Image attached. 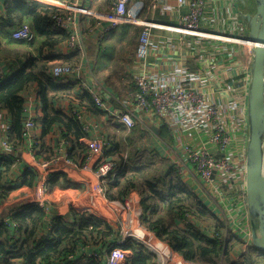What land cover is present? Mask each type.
I'll list each match as a JSON object with an SVG mask.
<instances>
[{"label": "built area", "instance_id": "2783aa9c", "mask_svg": "<svg viewBox=\"0 0 264 264\" xmlns=\"http://www.w3.org/2000/svg\"><path fill=\"white\" fill-rule=\"evenodd\" d=\"M62 11L53 17L57 37L66 36L70 56L85 55L87 41L93 37L102 44L107 33L122 26H141L133 71L127 74L128 83L135 90L133 99L114 98L96 78L82 79L79 65L56 64L49 74L60 84H72L82 98H88L102 112L107 122L117 129L131 133L137 126L154 139V146L145 143L173 168L191 191L208 202V209L226 226V233L239 240L246 248L252 247V226L247 203L246 156L249 138L248 86L251 75L252 50L256 44L248 40L249 30L241 19L242 11L237 0H151L147 9L151 21L139 18L131 0H112L110 8L95 11L83 5L63 0H47ZM187 6V8L185 7ZM186 8V10H183ZM173 18L175 24L160 23L155 17ZM167 32L172 36L170 58L151 61L154 32ZM247 31V36H242ZM97 35L94 37L92 34ZM11 39L33 43L36 34L31 26L24 24L11 31ZM246 50V56L243 54ZM190 59L195 69L189 68ZM3 77L0 75V81ZM247 83L246 89L238 83ZM113 99V103L106 99ZM115 104L116 106H114ZM26 105L24 111H27ZM0 110V164L9 162L17 147L10 142L14 123L12 116ZM80 112V111H79ZM75 111V122L80 124L85 136L78 139L86 145L79 165L92 170L104 191L106 184L114 179L130 161L127 157L112 160L114 148L108 139L90 140L91 132L84 115ZM4 115V116H3ZM37 119L29 118L22 123L19 135L24 141L39 146L35 135ZM166 129L168 138L160 132ZM87 142H86V141ZM145 142V141H144ZM37 149V146L35 147ZM72 145L63 138L60 152L68 160ZM75 152V151H74ZM70 158V157H69ZM33 160L27 171L40 167L48 179L51 163ZM36 163L38 165H36ZM33 166V167H32ZM46 214L49 230L52 227L51 207L38 203ZM183 226L192 223L193 215L183 212L179 217ZM8 226L18 227L7 218ZM206 233L218 238L213 228ZM128 238L117 245L111 244L104 253L85 254L76 252L67 256V264H79L93 258L104 264H126L131 252L124 249ZM79 262V263H78ZM173 264V263H171Z\"/></svg>", "mask_w": 264, "mask_h": 264}, {"label": "trees", "instance_id": "16d2710c", "mask_svg": "<svg viewBox=\"0 0 264 264\" xmlns=\"http://www.w3.org/2000/svg\"><path fill=\"white\" fill-rule=\"evenodd\" d=\"M146 5L149 4L146 3ZM57 14H62V11L50 5L30 0H6L5 14L0 15V38L4 30H13L28 24L36 36L42 39L41 50L44 47H53L67 38L66 36L57 37L58 33L53 20ZM131 29H134L133 33L128 34L130 29H127V35L123 38L127 42L118 49V52L126 49H132L135 52L137 49L138 35L141 30L138 27ZM108 50L113 56V47L110 46ZM25 52L27 50H0V60L19 57ZM28 59V63L13 78L0 84V110L7 109L11 113L12 123L15 124L17 134L20 135L24 104L22 92L29 84L38 83L39 96L45 114L44 132L46 133L54 125L64 127V137L73 147V150L69 152V157L77 161L79 156H74V151L77 149L78 139L84 137L85 133L80 124L63 115L54 106V99H61L60 90H63V87L57 85L50 77L51 64L42 55L36 57L30 55ZM119 61L115 65L114 62H103L105 65L113 64L107 67L104 76L101 75L104 68L97 70V78L104 80L107 86L112 88L117 86L115 79L122 71ZM90 102L92 103L91 100ZM91 103H89V108L96 115L103 117L102 112ZM107 123L112 128L110 133L112 135L110 141L114 148L110 155L113 157L112 160H124L126 156L123 154L124 144L131 143V149L127 155L129 165L126 169H121L118 175L106 184L107 197L110 200L124 202L132 190H138L143 199L145 228L188 261L200 264H219L218 258L223 256V264H238L239 262L241 264H264V252H260L258 260H254L246 252L238 261H232L231 255L234 249L232 250L231 243L240 244L239 240L226 233V226L204 205L199 196L183 183L173 168H167L166 163L159 159L154 150L143 149L144 137L140 139L137 137L140 126H137L131 133H126L123 128L117 133L112 123ZM143 132L146 133L144 130ZM146 134L149 136L148 133ZM160 134L168 138L166 129H163ZM86 150L84 149V153ZM9 162L0 164V202L6 199L11 192L2 184L1 174L2 170L9 166ZM28 176L26 173L24 183L30 185L32 182L27 181ZM63 178H65L63 175L52 178L50 185L58 183L57 181ZM65 184L68 188H75L69 182ZM183 212H189L194 219L208 222V228H213L218 238L209 236L193 223L183 228L178 227L177 221ZM9 217L12 222L17 223L18 227L12 229L4 219L0 222V264H67V256L76 253L78 243H84L90 239L89 242H94L95 245L106 246L102 242L103 239L114 233V230L104 220L92 218L87 212L73 211L72 221L62 218L52 219V227L49 233L45 234L44 227L49 223L46 214L38 204L21 207ZM42 233H44L43 238H41ZM127 243L124 249L130 251L132 255L127 259L126 264H155L153 252L131 240ZM79 264H104V260L93 258Z\"/></svg>", "mask_w": 264, "mask_h": 264}, {"label": "crops", "instance_id": "0c3cea01", "mask_svg": "<svg viewBox=\"0 0 264 264\" xmlns=\"http://www.w3.org/2000/svg\"><path fill=\"white\" fill-rule=\"evenodd\" d=\"M34 2H38L43 5L52 6L56 2L54 1H43V0H30ZM43 1V3L41 2ZM68 3L83 5L87 8H91L95 11H103L110 8L112 4V0H63ZM151 0H139L137 2H132L134 12L137 14L139 12V18L143 21H151V17L147 11ZM5 3L6 0H0V15L5 14ZM149 4L148 6L146 5ZM170 5L175 7V0H170ZM237 6L240 10L241 5L237 0ZM187 8V6H185ZM184 8L183 10H186ZM244 11V10H242ZM245 12V11H244ZM249 12V11H247ZM155 20L160 23L165 24H175L173 18L167 17H159L156 16ZM137 29L141 26H122L110 33L106 34L105 41L102 44H98L96 39L93 37L89 38L87 41V50L85 55L80 54L77 56H70L69 49L67 46V42L65 38L63 41L57 43L53 47H44L41 50L42 39H39L36 36V39L33 43H23L17 42L11 39V31L12 30H4L1 32L0 38V50H24L27 52L21 54L19 57L7 58L0 60V75L3 77L1 83H5L13 78L18 71L25 66L29 59L28 56L42 55L45 60H48L51 64V68L56 64H65L71 63L75 65H79L82 68V79L91 80V76L100 81L109 93H106L108 96H113L114 98H120L121 100L125 99H133L135 90L133 86L129 85L127 74L129 71H133L134 68L131 67L132 62L135 59V52L131 50H124L123 52H118V49L125 45L127 41L123 40L124 36L133 33L131 28ZM139 34V32H138ZM94 37V33L92 34ZM172 36L176 37V35H172L167 32H154L153 37V48L151 54V62L154 64L156 60H160L163 58H170L168 54H172L171 44H172ZM140 34L138 35L139 42ZM113 47V56H111V51L108 48ZM117 49V50H115ZM112 50V51H113ZM41 51V52H40ZM244 56H246L247 51H242ZM120 63L122 71L119 76L115 79L116 85L115 87H109L105 83L104 80L98 79L96 74L98 69H103L101 75L104 76V71L109 68L110 65H115L116 62ZM129 60L132 61L131 64ZM105 61L114 62L113 64L107 63L106 65L103 63ZM194 60L190 59L189 68L195 69ZM156 67V64L152 66V68ZM50 75V74H49ZM51 77V76H50ZM57 85H61L63 90H60L61 99H54V106L58 109L63 115L68 118L75 119L74 113L75 111H80L79 113L84 115L86 122L89 124L91 132L89 133L90 140L94 139H108L112 137L111 130L107 123V119L104 117H100L96 115L90 108L89 103L90 100L88 98H82L80 92L74 85L72 84H60L55 81ZM242 89H246L247 83H238V87ZM118 87V88H117ZM26 94L24 97L23 104V123L29 118L37 119V127L34 132L39 141V148L36 144H31L28 141H24L17 134L15 129V124L12 133L9 135L10 142L14 144L17 149L13 153V158L11 162H9V166L5 167L2 170V184L11 190L9 196L0 202V222L2 219L6 220L11 216L15 211L30 204H40L46 203L51 207V216L50 219H59L62 218L66 221H72V213L73 211L78 212H87L92 218H98L106 221L108 225L114 230V233L103 239V243L105 245H95L94 242H80L75 250V252H83L85 254H89L92 252H96L99 254L104 253V249L108 248L111 244L117 245V242L122 238H131L137 237V234L142 238L148 240L151 244L150 248L154 250V262L155 264H200L197 262H191L185 259V257L177 254L172 247H170L167 243L160 240L154 233L158 240L151 234H145L141 230V224L145 228L143 223V218L145 216V210L143 208V199L138 190H132L127 197L124 199V202L118 200H110L107 197L106 187L104 191L99 188V180L95 173L92 170H84L79 165L80 160L84 154V149H86V145L82 144L84 142H78L77 149L74 152V156H79L78 160H74L68 157L64 159L61 155L63 153L60 152V147L63 145L64 131L65 128L60 125H54L50 130L46 133L44 132V110L41 102V98L39 96V85L36 82L29 84L24 92ZM106 96V99L113 103V99L111 97ZM92 104V103H91ZM28 106L27 111H24L25 106ZM93 105V104H92ZM116 106L115 104H113ZM2 114L7 115L11 113L7 109H2ZM3 115V116H4ZM12 116V115H11ZM75 121V120H74ZM141 128V127H140ZM139 128V129H140ZM115 129V130H114ZM114 131L119 133L121 129H116L114 127ZM127 133V131L125 130ZM167 132V130H166ZM168 135V132H167ZM138 139L140 137H144L143 140L145 142L142 144L143 149H148L147 151H152V149L145 147L146 144H150V147L154 146V139L150 138L146 133L143 132L142 129L137 134ZM167 139V137H164ZM86 141V140H85ZM139 141V140H138ZM87 142V141H86ZM37 146V149L35 147ZM129 146L127 145V148ZM121 149V147H119ZM123 150V149H122ZM123 152H126V145ZM156 153V152H155ZM127 157V155L125 156ZM37 160L39 162H49L51 163V171H54L49 174L48 179L45 178L46 173L40 168L35 166L33 167L34 172L27 171L28 164H33V160ZM36 163V165H38ZM28 173V182H32L30 185L25 184V175ZM58 175H63L65 178L59 179L54 185H50L52 182V178L57 177ZM69 182L75 188H68L65 183ZM204 205L208 208V202L204 197H199ZM216 216V215H215ZM217 217V216H216ZM200 221V222H199ZM193 224L199 226L202 230L206 232V228L209 226L208 223L203 222V220H199L195 218V221H192ZM177 225L180 228H183L181 221H177ZM129 228L127 230L126 228ZM42 228V227H41ZM141 230H140V229ZM125 229V230H124ZM147 230V229H146ZM137 232V233H136ZM44 233H49L48 225L44 227ZM44 233H42L41 238L44 237ZM130 233V234H128ZM127 234V236L125 235ZM132 236V237H131ZM95 239V238H93ZM138 240V239H136ZM134 240V243H138ZM160 240V241H159ZM139 241V240H138ZM163 242V243H162ZM165 243V244H164ZM234 245V247H233ZM108 246V247H107ZM232 248V261H238L243 257V255L248 252V254L254 259L258 260L260 258L261 250L252 246L246 248L237 244L236 242L231 243ZM132 255V253H131Z\"/></svg>", "mask_w": 264, "mask_h": 264}, {"label": "water", "instance_id": "95a60500", "mask_svg": "<svg viewBox=\"0 0 264 264\" xmlns=\"http://www.w3.org/2000/svg\"><path fill=\"white\" fill-rule=\"evenodd\" d=\"M247 10L248 0H238ZM254 12L242 11L252 50L248 86L249 138L246 156L247 203L252 226V243L264 252V0H253Z\"/></svg>", "mask_w": 264, "mask_h": 264}, {"label": "rangeland", "instance_id": "374dc122", "mask_svg": "<svg viewBox=\"0 0 264 264\" xmlns=\"http://www.w3.org/2000/svg\"><path fill=\"white\" fill-rule=\"evenodd\" d=\"M248 3L250 4V8H247V10L243 7V5H241V8H240V11H242V10H244V11H249V12H254V10H255V8H254V1L253 0H248ZM242 36H247V31L242 35ZM25 94H26V91L24 92H22V97H24L25 96ZM125 142H127V140L125 141ZM124 145H130L127 149H126V152H123V154L124 155H128V152H129V149H131V143L130 142H127L126 144H124ZM106 222V221H105ZM208 223V222H207ZM127 230H129V228L127 227L126 228ZM140 229V228H139ZM142 229V230H141ZM141 231L142 232H144L145 234H151L154 238H155V240H158L157 238H156V236L154 235V234H152V233H150L148 230H146V229H144V227L142 226V224H141ZM125 230V229H124ZM137 233V232H136ZM128 234H130V233H128ZM126 236H127V234H125ZM132 237V236H131ZM136 239H138V240H136ZM134 240H136L138 243H136V244H138V245H142V246H144V247H146L147 249H149L151 252H153L154 253V250L152 249V248H150V243L148 242V240H146V239H142L138 234H137V237H133V238H131V241H133L134 242ZM160 241V240H159ZM163 243V242H162ZM165 244V243H164ZM154 257H155V254H154ZM223 256H221L220 258H218L219 259V264H223V262H224V260H223ZM207 264H209V263H207ZM238 264H241L240 262L238 263Z\"/></svg>", "mask_w": 264, "mask_h": 264}, {"label": "bare ground", "instance_id": "6f19581e", "mask_svg": "<svg viewBox=\"0 0 264 264\" xmlns=\"http://www.w3.org/2000/svg\"><path fill=\"white\" fill-rule=\"evenodd\" d=\"M43 1H47V0H43ZM43 1H41L43 3Z\"/></svg>", "mask_w": 264, "mask_h": 264}, {"label": "clouds", "instance_id": "9594fccd", "mask_svg": "<svg viewBox=\"0 0 264 264\" xmlns=\"http://www.w3.org/2000/svg\"><path fill=\"white\" fill-rule=\"evenodd\" d=\"M130 240V239H129Z\"/></svg>", "mask_w": 264, "mask_h": 264}]
</instances>
